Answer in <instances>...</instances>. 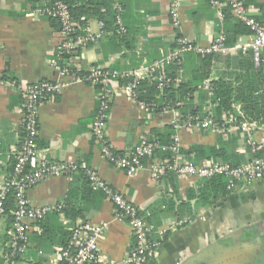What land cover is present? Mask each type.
<instances>
[{"label": "crops", "instance_id": "1", "mask_svg": "<svg viewBox=\"0 0 264 264\" xmlns=\"http://www.w3.org/2000/svg\"><path fill=\"white\" fill-rule=\"evenodd\" d=\"M117 1L123 7L126 33L121 36L124 39H116L114 32L109 31L97 43L75 51L71 58L74 63L83 68L100 65L132 71L168 56L178 46L180 38L204 47L219 34H225L229 41L228 36L233 38L237 29V19L227 13L222 20L210 0ZM35 2L0 0V74L10 78L0 83V183L11 174L13 152L23 137L24 95L19 85L50 79L61 87L54 99L41 105L39 147L45 149L51 159L86 163L140 207L157 231H164L152 236L160 242L157 255L150 258L155 260L154 264H179L193 258L189 264H264V179L254 184L241 182L235 190L228 187L219 190L216 184L208 185L206 179L176 173H169L157 182L152 177V165L173 156V152L162 150L146 157L143 167L133 175L112 165L103 156L102 146L92 133L98 89L87 82L63 77L49 64L50 59L56 57L59 25L50 18L32 13ZM174 2L179 12L177 25L171 15ZM244 2L252 14L264 21V0ZM241 35L248 42L251 33ZM235 55L236 64L232 59ZM202 56L195 50L183 53L181 80L194 78L203 62ZM247 56L251 57L241 51L216 54L210 77L198 82V90L184 101L186 111L204 117L211 105L214 113L218 100L213 101L210 83L213 77L223 75L238 83L235 79L238 75H244L245 80L249 75L251 82H260L264 88V58L256 63L252 55L254 68L247 70L240 67ZM166 73L168 75L167 69ZM234 107L232 112L244 116L243 102L235 103ZM181 114L172 109L153 112L121 91L109 112L107 139L119 153H130L144 133L165 145L172 144L177 137L178 159L195 163L225 161L223 154L190 150L195 145L216 150L224 148V155L230 157L228 161L236 165L264 157V122L261 120H240L254 128L259 150L253 151L239 126L225 130L182 127L168 136L169 125ZM225 178L227 186L229 179ZM84 184L79 174L49 177L28 191L34 207H54L62 203L66 208L67 204L72 206V211L67 215L65 210L62 213L53 210L39 223H33L31 244L19 264H48L56 247L68 242L71 228L81 223L107 224L97 240L102 252L111 259H122L133 247L135 240L129 218L116 217L110 197L91 185L92 190L85 191ZM72 186L73 192H70ZM203 189L214 196L217 194L212 204L201 203L198 195ZM189 191L194 196L191 199ZM78 210H82L83 216L73 218ZM179 220L186 222L176 226ZM4 228L1 220L0 254L3 259L5 250L1 237Z\"/></svg>", "mask_w": 264, "mask_h": 264}, {"label": "built area", "instance_id": "2", "mask_svg": "<svg viewBox=\"0 0 264 264\" xmlns=\"http://www.w3.org/2000/svg\"><path fill=\"white\" fill-rule=\"evenodd\" d=\"M210 3L217 9V14L222 20L225 18L226 11L229 10L236 19L249 28L251 35L248 42H245L244 37L240 35L235 44L229 45L227 36L219 34L209 45L202 47L180 38L177 42L178 46L168 56L153 63L142 65L132 71H121L100 65L83 68L74 63L71 60L72 57L68 59L66 56L97 43L109 33L105 21L91 17L86 20L82 29L77 31L70 7L63 0H36L34 3L32 13L56 19L59 22V42L56 46V57L50 59L49 64L58 70L63 77L87 82L97 89L99 87L98 105L92 126L93 137L100 142L103 156L112 165L124 170L129 175L137 173L143 167L146 157L162 150L173 152V156L157 161L152 165V177L157 182L163 180L169 173L200 179H209L220 175L229 179L228 189L235 190L241 182L254 184L264 179V157L240 165L230 161L195 163L178 159L176 154L179 145L175 136L172 144L165 145L149 133H144L130 153H119L107 139L109 112L115 97L123 91L130 99L150 109L149 107L152 106L149 103L139 99L138 89L141 82L146 80L156 82L159 91L163 92L170 81L166 67L170 63L182 65L185 51L195 50L202 55H209L234 54L239 51L252 50L256 63L262 61L264 56V23L249 11L244 0H210ZM112 6L115 14L114 25L117 27V32L124 35L126 26L123 22V7L117 0H112ZM106 10V7H102L103 12ZM171 15L177 25L179 12L176 2L171 9ZM61 61H64L63 65ZM3 81L5 80L0 74V83ZM180 81L181 77L178 75L175 83ZM206 86L209 87L210 84L207 83ZM60 87V83L50 79H43L31 83V85H19L21 93L24 95L22 127L25 133L20 146L13 152L12 172L0 183V214L6 212V200L10 191L15 193L16 205L13 212L14 222L7 234L6 247L8 251L5 253L3 264H19V259L27 252L31 244L30 230L33 223H39L53 210L59 213L63 212L64 205L62 203L54 207L32 206L28 191L49 177H72L80 167L85 169V174L92 188L100 190L110 197L114 204L115 216L122 220L129 218L135 243L122 259H111L102 252L97 240V237L107 229V224H76L71 228L68 242L63 246L56 247V253L48 264H147L151 257L157 255V249L160 245V242L153 240L152 236L158 232L163 234L164 231H157L154 225L146 220L140 207L109 185L96 170L87 166L86 163L51 159L46 150L39 147L41 105L46 101H51L53 96L59 92ZM183 105L184 102L178 99L174 104L167 105L165 109L179 112L180 109L177 107ZM223 120L227 127L239 126L246 136V144L253 151L259 150V143L250 123L239 121L237 115L232 111L225 113ZM172 126L175 130L182 127L205 130L226 129L213 117L211 105L208 106L204 117L181 114L179 118L172 120ZM185 222L186 220H179L175 225L180 226ZM39 230L41 231L40 227Z\"/></svg>", "mask_w": 264, "mask_h": 264}, {"label": "trees", "instance_id": "3", "mask_svg": "<svg viewBox=\"0 0 264 264\" xmlns=\"http://www.w3.org/2000/svg\"><path fill=\"white\" fill-rule=\"evenodd\" d=\"M66 2L70 10L74 16V25L75 29L77 31H80L85 24L86 20L89 18H95L99 20H103L106 23V27L109 31L114 32V37L116 39H124V36L118 35L117 34V27H115L114 23V11H113V6H112V0H63ZM246 3V2H245ZM247 4V3H246ZM264 6V5H262ZM102 7H106L107 10L105 12L102 11ZM230 13L229 10L226 11V14ZM232 15V14H231ZM227 16V15H225ZM258 19L260 21H263L262 18ZM52 21L58 23L59 22L56 19H52ZM236 30L234 31L235 33L233 34V38H229V41L227 43L229 45H233L236 43L237 38L241 34H248L249 33V28L240 20L237 19V24H236ZM251 33V32H250ZM75 53V52H74ZM74 53L71 55L66 56L68 59L71 58ZM250 58L247 56L245 58V61L241 62L240 67L241 68H247L251 69L254 68L253 64V52L252 50H248L245 52ZM216 54H209V55H204L202 56V64L199 69H197L196 74L192 80L189 81H184L181 80L179 83H175V79L179 75V71H181L183 65L179 64H168L167 66V72H168V78L170 81L167 83L165 89L163 92H160L156 82H151V81H142L139 89H138V94L140 95L139 99L146 101L149 103L152 107H149L151 111L157 112L164 110L165 107L169 104H174L175 101L182 100L183 102L193 96L196 90H198V82H202L205 79L209 78L213 69V59ZM264 58V57H263ZM251 59L252 61H249ZM61 64H64V61H61ZM80 73H83V71H80ZM2 78L4 80H8L10 78L6 77L5 74H2ZM235 80H229L225 76L220 75L218 77H213L211 79V89L213 91V101H217V104L214 107V113L213 117L215 120L222 125L224 128H228L227 125H224V120H223V115L226 112H230L234 110V104L241 101L244 103V116L240 115L237 113V118L238 120H249V121H262L264 122V88L261 87V83L259 84H254V82H251V76L248 75V80H245L244 75H238ZM240 80V83H239ZM250 80V81H249ZM248 82V83H247ZM253 84L254 86H249L250 84ZM31 85V84H30ZM250 87V88H249ZM99 89V87H98ZM57 94L53 96L52 99L55 98ZM206 96V93H205ZM249 103L250 105H248ZM156 106H155V105ZM180 109L181 113L186 116L188 114L191 115H197L196 113H191L186 111L185 104L182 107H177ZM170 131L167 133L168 136L173 132H175V129L173 128L172 125H169ZM22 133L24 137V129L22 127ZM159 136V133H158ZM22 137V139H23ZM163 140V138H162ZM170 140V139H169ZM168 140V141H169ZM224 148H219L216 150L215 148H205L203 146H192V149L194 151H203L205 153H213V154H223L224 160L228 161L230 159L229 155L226 154L224 155ZM209 151V152H208ZM13 169V166H12ZM81 175V179L84 180V189L85 191H90L91 186L90 182L85 174V169L80 167V169L77 171V173ZM74 174V175H75ZM73 175V176H74ZM209 184H216L218 186V189L225 190L226 189V184H227V179L224 176H215L209 179H206ZM73 186L70 189V192H73ZM189 198L191 199L193 194L189 191ZM200 200H202V204L209 205L214 202V198L217 197V194L214 196L212 192H206L205 189H203V192L200 193L199 195ZM67 208L63 207V210L67 211V215H70L71 213V207L69 204H67ZM6 212L5 214H0V221L3 220L5 223V228L3 229V234L1 237V242L4 247V252L6 253L8 251L6 247L7 243V234L8 230L10 229L11 225L14 222V215L13 212L16 209L15 205V193L13 191H10L9 194L7 195V200H6ZM83 216L82 210H78L74 213L73 218ZM4 263V259L2 258L0 254V264Z\"/></svg>", "mask_w": 264, "mask_h": 264}, {"label": "water", "instance_id": "4", "mask_svg": "<svg viewBox=\"0 0 264 264\" xmlns=\"http://www.w3.org/2000/svg\"><path fill=\"white\" fill-rule=\"evenodd\" d=\"M233 62H234V64H236V62H237V57H236V55L235 56H233ZM194 259V258H193ZM192 259V260H193ZM198 259V258H197ZM191 260V261H192ZM191 261H188V262H180L179 264H189V263H191ZM155 263V260L154 259H150L149 261H148V264H154Z\"/></svg>", "mask_w": 264, "mask_h": 264}]
</instances>
